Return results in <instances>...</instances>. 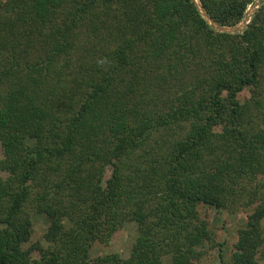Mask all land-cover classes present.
<instances>
[{"label":"trees","instance_id":"1","mask_svg":"<svg viewBox=\"0 0 264 264\" xmlns=\"http://www.w3.org/2000/svg\"><path fill=\"white\" fill-rule=\"evenodd\" d=\"M200 206L247 212L229 264H264V1L229 33L193 0H0V264H200Z\"/></svg>","mask_w":264,"mask_h":264},{"label":"rangeland","instance_id":"2","mask_svg":"<svg viewBox=\"0 0 264 264\" xmlns=\"http://www.w3.org/2000/svg\"><path fill=\"white\" fill-rule=\"evenodd\" d=\"M253 3L249 5L247 11L251 9ZM200 211L201 215L209 220L210 227L216 235V243L223 244L222 247L218 246V244L212 248L207 246V253L202 258L200 264H229L230 249L238 239V229L245 224L247 212L240 211L231 214L226 211H217L204 206H200ZM48 224L49 220L45 215L36 214L33 216V233L27 246L37 241H43V235ZM122 234L117 241L112 242L108 246L95 242L90 252L91 259L95 260L98 257L112 253H117L124 258L128 257L138 236L137 224L135 222L126 223ZM220 253L223 254L224 263L221 262ZM262 256L264 257V248Z\"/></svg>","mask_w":264,"mask_h":264},{"label":"water","instance_id":"3","mask_svg":"<svg viewBox=\"0 0 264 264\" xmlns=\"http://www.w3.org/2000/svg\"><path fill=\"white\" fill-rule=\"evenodd\" d=\"M197 6V8L199 9L200 13L202 14V16L207 20V22L217 31H221V32H229V33H238V32H242L245 27L247 26V24L249 23L252 14L254 13V11L262 4V2L264 0H256L253 5L251 6V9H249L247 11V13L245 14L244 18L242 19V21H240L238 24L235 25H221L220 23H218L208 12L207 10L204 8L201 0H193Z\"/></svg>","mask_w":264,"mask_h":264}]
</instances>
